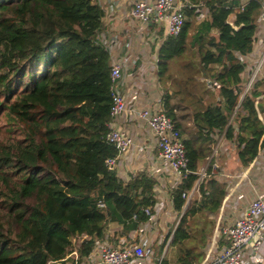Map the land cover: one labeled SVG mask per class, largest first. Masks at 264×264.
Wrapping results in <instances>:
<instances>
[{"label":"trees","instance_id":"trees-1","mask_svg":"<svg viewBox=\"0 0 264 264\" xmlns=\"http://www.w3.org/2000/svg\"><path fill=\"white\" fill-rule=\"evenodd\" d=\"M261 1L186 0L179 34L162 39L157 79L168 78L171 63L189 55L194 62L184 67L208 78L219 98L195 109L177 91L160 96L188 159L189 174L169 192L176 212L181 194L195 187L197 164L209 156L214 131L236 142L242 166L264 149L258 91L240 101L232 119L236 132L228 123L238 102L233 92L243 82L239 58L251 53ZM201 10L204 18L195 21ZM101 15L97 0H0V264H50L74 248L85 260L109 222L132 216L143 222L140 209L154 203L155 182L145 171L123 183L104 165L116 153L105 140L110 55L99 39ZM195 193L172 235L171 264H200L197 248L208 231L190 222L199 216L210 225L224 196L210 178ZM99 201L103 210L95 207Z\"/></svg>","mask_w":264,"mask_h":264},{"label":"built area","instance_id":"built-area-1","mask_svg":"<svg viewBox=\"0 0 264 264\" xmlns=\"http://www.w3.org/2000/svg\"><path fill=\"white\" fill-rule=\"evenodd\" d=\"M185 4L186 0H135L128 10L126 18L138 25L158 27L162 29L164 37H176L183 25ZM197 13H199L197 18H204V10L197 11ZM259 14L250 39L252 47L253 44L258 45V39H260L261 56L253 65L242 61L244 57L239 58L242 64L243 82L240 91L233 92L237 94L238 102L228 123L232 121L242 98L256 90V84L261 83L264 79V40L262 39L264 37V5ZM102 34V32L99 34V39L108 50L111 59L108 77L109 121L106 124L108 131L105 140L116 153L113 158L107 159L104 165L106 171L123 183L128 182L130 177L137 173H133L131 170L123 172L122 168V173H120L117 167L119 160L132 146V140L121 126V121L124 119L134 125L137 122L139 129L151 136L153 149L156 152L154 159L150 160L149 164L145 158H140L138 162V172L145 171L155 182L151 191L154 203L151 207L145 206L140 209L142 215L146 217L143 222L137 221L135 216L121 224L109 222L108 229L102 239L94 241L85 260L78 259L74 248L62 259L50 264H160L162 256L155 261L152 259L154 246L159 248L161 246L162 252L169 246L172 235L195 192V187L203 179L213 175L216 166L209 162L210 165L196 170L195 187L191 191L181 194L184 203L180 211L176 212L169 192L174 190L189 174L188 159L182 139L162 113L160 99L152 108L137 109L132 103L136 100L135 97L126 101L120 94L123 59L119 55V45L113 43L110 36ZM153 36L155 35L152 34L150 40H153ZM131 59V57L128 58V60ZM261 97L264 99V93H261ZM231 127L236 131L233 122ZM211 139L210 148H212L211 156L213 158L219 148L236 145L233 139L228 140L224 137V131H214ZM165 176H168L170 180L164 179ZM95 207L97 210L104 209V205L100 201L96 203ZM169 218L172 220L171 225L164 235H161L165 221ZM116 225H122L125 228L123 229L125 232L120 237H116ZM218 233L219 240L223 243L222 249L213 258L201 264H248L247 261L251 257L261 258L258 253L261 248H264V195L251 200L244 212L232 223L221 225ZM84 238L85 236H82L73 242L78 244ZM153 244L155 245L153 246Z\"/></svg>","mask_w":264,"mask_h":264},{"label":"crops","instance_id":"crops-1","mask_svg":"<svg viewBox=\"0 0 264 264\" xmlns=\"http://www.w3.org/2000/svg\"><path fill=\"white\" fill-rule=\"evenodd\" d=\"M134 1L97 0L102 13V35L110 36L113 43L119 45V55L123 59L121 65L120 94L126 101H130L131 97H135L136 100L132 103L137 109L152 108L162 94H173L172 92L175 93V91H171L167 81L162 84V80H158L155 75L157 52L164 37L162 29L153 25H138L128 21L126 18V14ZM263 5L264 0L261 1V7ZM258 15L257 18L259 17ZM257 18L255 20V27ZM160 33L162 37L159 35ZM152 34L155 36H153V40H150ZM258 42L259 44L256 46L253 44L251 53L245 56L242 61L252 63L253 65L260 59L262 44L260 39H258ZM129 57L132 59L128 60ZM208 87L210 89L209 83ZM256 91L259 92L257 99L262 102L261 106L264 109V99L261 97V93H264V79L260 83V88H256ZM215 98L212 103L207 104H214L219 100V98ZM233 125L236 126L235 123ZM121 126L129 134L132 140V146L128 149L125 156L119 160L117 167L120 173L125 170L127 172L131 170L135 173L139 171L138 162L140 158L147 159L148 164L150 160L154 159L156 152L153 149V141L148 133L139 129L137 122L134 125L122 119ZM236 146L219 148L214 158L211 156L212 148H210L209 156L197 164L198 166L202 161H205V165L202 168L208 166L209 162L215 165V172L207 178L213 179L223 186L224 196L213 217L217 233L221 225L230 224L240 216L251 200L257 196H262V194L264 195V149L257 153L252 162L242 166L236 159ZM163 178L170 180L168 176ZM193 195H196V193L194 192ZM116 228V237L122 236L125 232L123 229L125 228L122 225H116ZM222 247L223 243L218 238V247L211 250H204L207 257L206 260H201L200 264L213 258ZM258 254L263 260L261 258L251 257L247 261L248 264H264V248H261ZM160 257L161 255L158 259ZM166 262L171 264L173 261L170 263L166 260Z\"/></svg>","mask_w":264,"mask_h":264},{"label":"rangeland","instance_id":"rangeland-1","mask_svg":"<svg viewBox=\"0 0 264 264\" xmlns=\"http://www.w3.org/2000/svg\"><path fill=\"white\" fill-rule=\"evenodd\" d=\"M200 20L196 18L195 21ZM264 40V37H262ZM189 55L183 57V59H178L175 62H172L170 65V71L168 78L162 79V84L166 81L169 83V88L171 91H177V94L183 99L184 103L189 105L191 108L200 109L207 103H212L216 98L214 97V92L211 91L208 87V78H204L200 73H195L194 70L184 67L187 61L194 60ZM258 61V60H257ZM200 99L201 103L197 101ZM232 125V121L229 122ZM4 128H5V119L3 106H0V141L4 139ZM205 165V161H202L200 165L197 166V169L202 168ZM196 199V195H192L190 202ZM190 206V204H189ZM171 219L169 218L165 221L163 232L161 235L167 231L171 225ZM191 225H197L198 227L206 228L208 232H205L204 236V247L200 246L197 248L199 252L202 253L203 259L206 260V255L204 250H211L218 247V233L214 225L208 224L206 221L202 220L201 217L195 216L194 219L190 222ZM200 229V228H199ZM198 242L191 244L190 246L196 247ZM155 244H153L154 246ZM174 248L170 245L162 252L158 251V246H154L152 259L154 261L161 255L163 260H168L170 263L174 260Z\"/></svg>","mask_w":264,"mask_h":264}]
</instances>
